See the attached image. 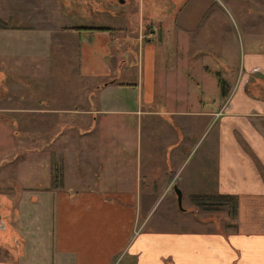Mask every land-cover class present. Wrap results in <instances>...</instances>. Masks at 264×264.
Returning <instances> with one entry per match:
<instances>
[{
    "label": "rangeland",
    "instance_id": "rangeland-1",
    "mask_svg": "<svg viewBox=\"0 0 264 264\" xmlns=\"http://www.w3.org/2000/svg\"><path fill=\"white\" fill-rule=\"evenodd\" d=\"M204 17L230 18L233 37L243 41L246 47L254 36L253 45L264 51V0H0V194L7 199L5 208L9 211L4 220L19 231L18 239L22 243V248L15 251L17 240L15 244H12L14 239L11 243L2 242L0 264H56L53 252L56 192L44 191L51 187L52 163L64 161L62 155L54 152L60 145L67 143L68 147L72 142L71 158L65 160L67 186L95 188L97 182H102L107 189L134 187L144 199L138 213V227L144 231L205 233L229 232L235 228L237 218L229 200L208 197L202 202L196 198L197 195H216L215 166L209 169V178L207 170L200 173L202 178H184L193 173L212 146L215 121L210 120L207 126L206 119L201 121L200 129H194L201 134L184 138L180 128L170 132L177 124L181 126L177 118H170L166 120L170 136L163 139V84L162 89L157 87L156 97L153 94L154 104L145 100L150 89L145 91L141 86L139 50L141 43L147 42L150 28L156 30L152 39L158 50L159 78L164 54H168L164 49L170 47L169 43V47L163 48V36L177 34L175 23L179 18ZM93 27L112 28L110 33L116 42L111 52L117 58L112 56L108 62L113 58H119V62L125 60L121 71L116 67L112 69L115 76L127 84L111 98H127L125 104L135 112L112 121L102 117L93 133L80 135L74 130L65 131L53 143L61 132V125H86L82 121H86L87 116L71 111L95 107L99 96L96 93L88 101L72 102L75 96H83L81 86L87 83L80 79L77 71L78 41H90L95 31L90 29ZM214 32L218 38V28ZM120 43L128 49L130 44L131 54L122 49L118 51ZM62 48L69 57L63 54ZM170 53H175L173 48ZM38 62L44 70L33 72ZM54 81L71 86L72 103L65 104L74 108H66L49 96V86ZM53 86L59 88V85ZM60 90H56L55 96L62 93ZM35 107L45 110L39 113L45 114L43 130L33 126L32 119L37 116L32 114ZM208 108L209 104L201 105V109ZM50 109L54 114L50 115L47 111ZM166 147L168 157L177 150L178 155H185L184 160L177 159L171 167L173 171L163 170ZM79 157H83V169L77 165ZM87 159L92 164L87 165ZM163 174L168 181L171 177L175 179L164 185ZM175 185L183 191L184 210L178 207Z\"/></svg>",
    "mask_w": 264,
    "mask_h": 264
},
{
    "label": "crops",
    "instance_id": "crops-1",
    "mask_svg": "<svg viewBox=\"0 0 264 264\" xmlns=\"http://www.w3.org/2000/svg\"><path fill=\"white\" fill-rule=\"evenodd\" d=\"M175 26L176 36L174 32L168 37L163 36V48L169 47V43L170 47L164 49L168 54H164L161 77L157 76L158 50L152 39L156 34L154 27L150 28L147 42L140 45L138 65L142 68L141 86L145 91L150 89L145 100L154 104L153 94L156 97L157 87L162 89L163 84V139L170 136L167 124L170 118H177L181 124H177L176 128L172 126L170 132L180 128V135L184 138L201 134L194 131L195 128L200 129L201 121L206 119V126L210 120L215 121L212 146L206 150L193 173L184 178L198 179L200 173H206V170L209 178L208 171L215 166L216 193L237 198L235 228L229 232L205 233L144 231L138 227V213L144 199L134 187L127 185L126 188L107 189L102 182H97L98 187L95 188L79 189L74 186L71 189L67 186L65 160L72 154L70 147L74 142L71 134L72 143H68V147L67 143L62 144L54 152L64 157V161H60L63 163V186L44 191L56 192L53 245L56 264H122L123 260V264H264V51L253 45L254 36L250 37L249 42L252 41L247 42L246 47L243 41L241 43L236 36L233 37L230 18H179ZM215 28L220 33L218 38ZM78 42L77 71L80 79L87 81L84 87L81 86L83 96L73 98L71 86L56 81L50 84L52 91L49 90L48 94L66 108H74L65 104L70 103L72 98V102H80L88 101L96 93L99 96L95 107L71 111L87 116V120L82 121L86 125H61V132L54 137L53 143L65 131L74 130L80 135L93 133L102 117L112 121L135 112L125 104L127 98H111L123 91L127 84L121 82L112 69L116 67L121 71L125 60L119 62V58H113L108 62L114 55L111 46L116 42L111 33L95 30L90 41L79 39ZM128 47L130 49V44ZM171 48L175 51L173 55L169 54ZM121 49L131 54L127 46L121 47L120 43L118 51ZM62 50L69 57L67 50ZM37 66L33 72L44 70L39 62ZM220 79L224 81L225 93L221 90ZM53 85H59V88ZM56 90L62 93L58 92L59 95L55 96ZM203 104H209V108L201 109ZM32 111L37 115L32 119L33 126L43 130L45 114L39 113L45 110L35 107ZM47 111L50 115L54 114L51 109ZM50 115L48 117L53 120ZM100 125H103L102 121ZM166 151L167 147L165 152L163 149V170L170 168L173 171L171 167L179 157L184 160L185 155H178L177 150L168 157ZM82 160L83 157L78 158V167H83ZM90 163L87 159L86 164ZM163 179L165 185L175 177L168 181L163 174ZM4 201L7 199L0 194V204ZM4 217L7 216L3 214ZM11 228L12 231L7 225L0 229V244L11 243L9 238L13 237L20 245L19 249L17 245L14 247L15 251L20 250L22 243L18 237L21 235Z\"/></svg>",
    "mask_w": 264,
    "mask_h": 264
},
{
    "label": "trees",
    "instance_id": "trees-1",
    "mask_svg": "<svg viewBox=\"0 0 264 264\" xmlns=\"http://www.w3.org/2000/svg\"><path fill=\"white\" fill-rule=\"evenodd\" d=\"M72 29H79L77 27H72ZM89 29V28H88ZM90 29H94V30H98V31H109L111 32L112 31V28L110 27H93V28H90ZM220 85H221V90L224 92V81L222 79H220ZM51 169H52V176H51V188H56V187H62L63 186V163L60 162V164H56V163H52V166H51ZM213 198L215 200H229L230 203H231V209H232V212L233 214L235 215L236 217V214H237V205H238V202H237V198L234 197V196H230V195H221V194H218L216 193V195L214 196H207V195H197L196 198L199 199L200 201L203 202L204 199L206 198Z\"/></svg>",
    "mask_w": 264,
    "mask_h": 264
},
{
    "label": "water",
    "instance_id": "water-1",
    "mask_svg": "<svg viewBox=\"0 0 264 264\" xmlns=\"http://www.w3.org/2000/svg\"><path fill=\"white\" fill-rule=\"evenodd\" d=\"M174 191L177 195V202H178V207L180 210H184V207H183V191L181 190V188H179L178 185H175L174 186ZM0 218H1V213H0ZM5 218H3L2 220V223L0 225V227L2 229L6 228L7 224L5 223ZM6 225V226H5ZM8 229L12 231V228L10 226H8Z\"/></svg>",
    "mask_w": 264,
    "mask_h": 264
},
{
    "label": "flooded vegetation",
    "instance_id": "flooded-vegetation-1",
    "mask_svg": "<svg viewBox=\"0 0 264 264\" xmlns=\"http://www.w3.org/2000/svg\"><path fill=\"white\" fill-rule=\"evenodd\" d=\"M5 201L3 202V205L2 204H0V213H1V218H0V225H1V223H2V219H3V212L5 211V213H4V215H6V216H8L9 215V211L5 208ZM0 229H1V227H0ZM1 233H0V238H1ZM9 240L10 241H12L13 240V237L12 238H9ZM14 241H16V240H13L12 242H14Z\"/></svg>",
    "mask_w": 264,
    "mask_h": 264
}]
</instances>
